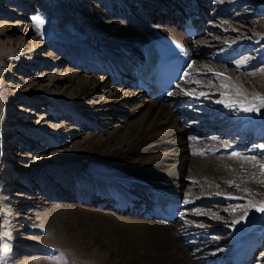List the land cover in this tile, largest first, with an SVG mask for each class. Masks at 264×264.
Instances as JSON below:
<instances>
[{"label":"rangeland","instance_id":"1","mask_svg":"<svg viewBox=\"0 0 264 264\" xmlns=\"http://www.w3.org/2000/svg\"><path fill=\"white\" fill-rule=\"evenodd\" d=\"M116 1H123L140 14L146 6L143 0ZM190 2L192 4L193 1ZM79 3V0H0V67L4 71L0 74V100H10L7 107H0V264H99L96 259L77 252L70 244L59 243L56 238H52V231L46 228V225L35 227L34 222L38 215L36 212H58L56 203L80 204L81 202L70 200L71 197L68 196L75 195V190L79 188L74 180L80 176L93 178L94 174L104 171L99 167L90 166L86 161L75 164L78 160L72 163L67 159L66 154L76 144L91 136L106 137L117 128L124 132L128 124H138L141 116H133L134 107L130 103L96 117L81 109L79 112L82 118L78 119L79 114L67 109L63 103L75 101L72 97L74 86L66 80L71 72L78 73L83 80L94 76L108 77L83 71L86 70L83 66L87 65V61L72 52L81 49V46H74L84 41L87 38L86 29L95 25L91 16L88 20L87 16H81L78 22L71 21V18L78 15ZM87 3L103 12L108 19L118 21L119 18L113 15H116L114 10L117 11L120 6L115 2H112L113 11L101 8L99 0H87ZM146 4L149 8L148 3ZM194 4L195 2L192 5ZM196 4L197 8L201 6L204 7L203 10L206 9V20L200 35L194 41L204 47L205 51L200 58L194 59L184 83L167 101L174 102L178 91L195 96L197 103L183 106L180 101L172 107L173 114L185 129L187 138L195 135L202 138L203 140L197 139L201 140L203 147H210L216 142L231 144L233 147L227 152L229 155L236 151L237 145L242 146L241 151L258 158L262 166L264 147L261 145H264V139L258 141L259 143H251L257 136L253 135L254 132L250 131V128L239 131L241 120H234L232 125L225 129L220 127L212 130L214 133L210 135L206 133L211 128H204L207 123H201L205 122V115H212L217 123L229 124L230 120L238 118L241 114L239 108H219L222 106L221 102L233 98L229 94L230 90L239 91L233 81L246 79L251 86H256L258 78H264V0H200ZM167 8L164 4L158 13H149L151 18L147 15L140 17L153 23L175 21L176 12L171 9L170 13ZM182 9L185 10V7ZM97 19L99 22H107L100 16ZM37 20L42 23H37ZM119 20L118 22H121V19ZM26 41L29 43L26 44ZM20 44L23 50L18 62L3 60L2 55L5 52L11 51L15 55L20 53ZM61 44L67 46L66 49ZM54 60H59L60 64H53ZM72 60L74 64H79V67L73 66ZM109 89L106 88L93 97L79 99V104L87 109L97 106L99 101L110 95ZM123 91L127 98L132 97L134 87ZM257 97L262 100L264 95L258 94ZM208 107L212 110L207 111ZM215 109L217 112L213 115ZM195 114L199 115L197 119L194 118ZM105 123L112 125L108 128L102 127ZM233 124L236 125L235 128L231 127ZM202 134L206 136L202 137ZM169 149H160L159 152L165 154ZM260 169L259 175L264 176V167ZM187 182L186 179L185 183ZM235 193L241 195L242 192L236 190ZM3 195L5 202L10 205L6 213L1 204ZM102 201L97 199L87 206L112 213L108 207H105V210L96 207L103 203ZM219 201L204 200L206 203L195 207L203 212H212L213 215L207 214L206 218L195 220L204 228L205 234L202 236L206 240L198 241L200 244L193 249L197 250L204 244L205 249L210 247L206 254L201 256L205 260L197 264H206L210 262L207 261L209 258L220 256L225 258L226 264H231L232 258L235 259L231 254L237 244L233 240L235 225L231 228L229 226V223L232 224L231 219H235L220 211L226 210L232 203ZM234 203L248 202L240 199ZM250 206L254 208V214L249 219L252 222L251 230L256 235V231L264 230V212L256 211V208L264 206V203H251ZM182 219L181 217L177 224H172L175 225L173 227H179ZM258 244L261 245L254 255L253 264H264V237ZM5 248L8 249L7 252L4 251Z\"/></svg>","mask_w":264,"mask_h":264},{"label":"bare ground","instance_id":"2","mask_svg":"<svg viewBox=\"0 0 264 264\" xmlns=\"http://www.w3.org/2000/svg\"><path fill=\"white\" fill-rule=\"evenodd\" d=\"M79 1L80 13L71 18V21L78 22L81 16H87L88 20L91 16L95 25L92 28L88 27L87 38L74 46V48L81 46V49L78 52V49L71 48V50L87 61L86 66L82 65L86 69L83 71L100 73L108 77L94 76L83 80L78 73L71 72L66 80L74 86L72 97L75 101L63 103L67 109L79 114L78 119L82 118L79 112L81 109L91 113L88 115L96 117L111 113L113 108L130 103L134 107L133 116H141L138 124L135 126L128 124L124 132H120L117 128L106 137H88L66 154L67 159L72 163L75 160H78L75 164L86 161L90 166L99 167L104 171L94 174L93 178L80 176L74 180L79 188L75 190V195L68 196L71 197L70 200L81 202L80 204L56 203L58 212L47 211L46 214H40L35 211L36 215L38 214L34 221L35 227L46 225V228L52 231L50 232L52 238H56L61 244H70L77 252L96 259L99 264H197L205 260L201 256L206 254L210 247L205 249L204 244L202 246L204 249L202 247L193 249L200 244L198 241L206 240L202 236L204 228L195 220L206 218L207 214L212 215V212H203L195 207L206 203L204 200L214 199L215 202L220 200L221 203H232L226 210L220 211L235 219L233 221L231 219L232 224H228L230 228L235 225L233 229L236 232L233 240L237 244L231 253L235 257L233 264H247L244 257L249 258L251 244H258L264 237V230L256 231L258 232L256 235L253 234L252 222L249 220L254 214V208L250 204L264 203V176L259 175L261 167L259 159L252 157L248 152H242V146L239 145L236 146V151L229 155L227 152L233 147L231 144L216 142L212 146L209 145L210 147H203L201 140L198 141L202 138L196 135L193 136L194 138H187L185 129L180 126L173 114L172 107L180 101L183 106L192 102L197 103L195 96L178 91L174 102L167 101L184 81L163 101L148 100L137 89H134L132 97L127 98L123 91L135 85L132 76L133 65L138 63L144 45L150 41L163 37L177 39L191 51L192 63L195 58H200L205 49L198 45L199 43L185 37L180 28V13L185 11V14L190 13L199 20L201 18L204 20L206 9L203 10L204 7L200 5V8H197L196 2L200 0H192V4L195 2L194 5L190 0L187 2L186 0H143L146 6L140 14L123 1L99 0L101 8L112 9L114 4L112 2L120 6L117 11L114 10L116 15H113L121 19V22H118L119 19L118 21L108 19L103 12L90 6L87 0ZM164 4L168 6L167 11L170 12L172 9L176 12L174 18L177 24L173 20L169 21L170 23H153L147 18L140 17L147 15L151 18L149 13H158ZM182 7H185V10ZM99 16L107 22L97 21ZM204 22L200 21L201 25ZM24 33L26 34L27 30ZM28 43L26 41V44ZM21 44L18 46L20 53L15 55L11 51L5 52L2 55L3 60L18 62L23 50ZM63 47L66 49L67 46ZM52 62L60 64L59 60ZM71 63L79 67V64L73 63V60ZM3 72L0 67V74ZM257 82L256 86H251L246 79L240 82L233 81L239 91L230 90L229 94L233 98L221 102L222 106L219 108L229 110L237 107L241 110V114L238 118L230 120L231 124L217 123L214 121L215 117L205 115V122L201 124H207L203 127L212 130L220 127L225 129L238 119L241 120L239 131L250 128V131L254 132L253 135L257 136L249 142L259 143L258 141L263 140L264 105L257 95H264V78H258ZM106 88H110V95L99 101L97 106L87 109L79 104V99L93 97ZM9 101L8 98L1 99L0 107H7ZM245 108L249 111H244ZM207 109V111L212 110L210 107ZM217 109L213 110V115ZM195 117L197 119L199 115L195 114ZM111 125L105 123L102 127L108 128ZM235 126L233 124L231 127L235 128ZM244 142L248 144L247 141ZM165 147L170 149L165 154L159 152L160 149H166ZM156 153L159 156H154ZM186 179L187 183H185ZM236 190L242 192L241 195L236 194ZM159 192L182 199L184 207L177 223L181 217L183 222L179 227H173L175 225L157 219L153 199ZM4 197L5 195L1 204L6 213L10 205L5 202ZM97 199H102L104 203H99L96 206L98 209L105 210V207H108L112 213L87 206ZM240 199L248 203H234ZM190 207L192 210H187ZM224 259L223 256L209 258L207 261L210 262L206 264H221Z\"/></svg>","mask_w":264,"mask_h":264},{"label":"snow or ice","instance_id":"3","mask_svg":"<svg viewBox=\"0 0 264 264\" xmlns=\"http://www.w3.org/2000/svg\"><path fill=\"white\" fill-rule=\"evenodd\" d=\"M37 23H42V21L37 20ZM219 102H220V101H218V103H219ZM262 105H264V98H262ZM244 111L247 112V111H249V109H248V108H245ZM261 147H264V145H261ZM261 167H264V165H262ZM230 198H231V197H230ZM256 211H258V212H264V206H261V207L256 208ZM237 222H238V221H237ZM4 251L7 252L8 249L5 248Z\"/></svg>","mask_w":264,"mask_h":264}]
</instances>
